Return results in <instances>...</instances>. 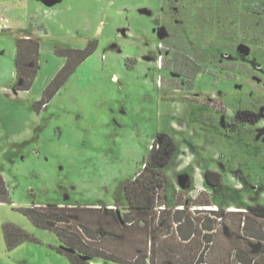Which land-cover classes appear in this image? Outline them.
Segmentation results:
<instances>
[{"label":"rangeland","instance_id":"obj_1","mask_svg":"<svg viewBox=\"0 0 264 264\" xmlns=\"http://www.w3.org/2000/svg\"><path fill=\"white\" fill-rule=\"evenodd\" d=\"M243 4L30 0L31 24L18 32L38 47L30 89L16 88L14 34L0 38V171L10 192L0 202V264H73L74 250L21 210L56 204L78 205L60 225L111 257L264 264V218L255 214L264 205V45L244 39ZM88 48L43 103L67 53ZM163 134L178 151L162 167L156 208L137 214L121 186L144 169ZM209 169L221 184L206 182ZM117 212L134 223L119 224ZM6 223L28 234L14 248ZM260 239L263 250H253Z\"/></svg>","mask_w":264,"mask_h":264},{"label":"trees","instance_id":"obj_2","mask_svg":"<svg viewBox=\"0 0 264 264\" xmlns=\"http://www.w3.org/2000/svg\"><path fill=\"white\" fill-rule=\"evenodd\" d=\"M244 2V12H241V30L244 39H249L255 45H264V0H242ZM252 19L248 21V19ZM17 55H16V77L18 80L17 89L27 90L33 82L37 68V43L31 37H19L16 41ZM91 49L71 50L68 55L66 65L56 75L50 88L45 91L42 99L43 103H47L48 99L52 97L53 92L64 83L71 73L76 69L77 65L82 62L90 53ZM76 54H80L82 59H71ZM34 58V59H29ZM160 140L155 142L147 161L145 162L144 169L139 172L133 179L127 180L122 184L121 188L125 192L126 198L129 201L130 209L137 214H144L153 211L156 208V199L159 195L158 189L166 185V175L162 171L164 167L178 151L176 140L169 134H163L159 137ZM156 145H159L157 148ZM206 182L211 185H219L222 181L221 173L214 170H207L205 172ZM8 185L0 171V202H7L9 200ZM79 206L64 205L58 206L49 205V207H23L21 210L26 214L32 222L42 228L54 230L58 236L74 252L69 253V257L73 264H108V263H94L93 258H103L114 262V264H148V253L143 257L140 254L130 258L129 260L118 259L111 257L101 247L87 241L84 234L80 233L78 229H72L67 226L60 225L62 222H72L73 220L66 216V212L72 211ZM113 211L114 208H109ZM165 210V209H162ZM184 209H177L175 213H182ZM216 215H220L221 211L218 209H206ZM256 216L264 218V205H258L255 209ZM232 212H236L235 210ZM117 221L119 224H128L129 226L134 221L127 219L128 215L121 217L117 212ZM178 222L182 219L176 217ZM139 225L145 223V219H140ZM5 238L9 248H14L20 244L28 234L12 223L4 225ZM102 233V232H101ZM103 234V233H102ZM253 250H263L261 239L257 242H251Z\"/></svg>","mask_w":264,"mask_h":264},{"label":"crops","instance_id":"obj_3","mask_svg":"<svg viewBox=\"0 0 264 264\" xmlns=\"http://www.w3.org/2000/svg\"><path fill=\"white\" fill-rule=\"evenodd\" d=\"M35 10L30 8V0H0V38L12 33L17 41L19 31H28Z\"/></svg>","mask_w":264,"mask_h":264},{"label":"flooded vegetation","instance_id":"obj_4","mask_svg":"<svg viewBox=\"0 0 264 264\" xmlns=\"http://www.w3.org/2000/svg\"><path fill=\"white\" fill-rule=\"evenodd\" d=\"M123 30H124V29H121V31H119V32H120V34H121V35H126V34H125V32H123ZM126 33H127V31H126ZM152 147H153V146H152ZM156 147L158 148V147H159V145H156ZM144 167H145V166H144Z\"/></svg>","mask_w":264,"mask_h":264},{"label":"built area","instance_id":"obj_5","mask_svg":"<svg viewBox=\"0 0 264 264\" xmlns=\"http://www.w3.org/2000/svg\"><path fill=\"white\" fill-rule=\"evenodd\" d=\"M123 32H124V30H123Z\"/></svg>","mask_w":264,"mask_h":264}]
</instances>
